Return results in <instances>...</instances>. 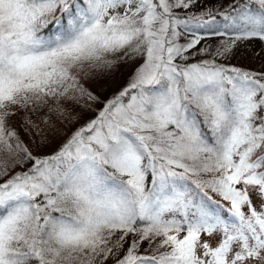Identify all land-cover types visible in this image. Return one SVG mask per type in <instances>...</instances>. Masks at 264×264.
<instances>
[{
  "label": "snow or ice",
  "instance_id": "6c2138e0",
  "mask_svg": "<svg viewBox=\"0 0 264 264\" xmlns=\"http://www.w3.org/2000/svg\"><path fill=\"white\" fill-rule=\"evenodd\" d=\"M194 3L0 0V264H264V72L188 62ZM221 15L214 57L264 42V0Z\"/></svg>",
  "mask_w": 264,
  "mask_h": 264
},
{
  "label": "rangeland",
  "instance_id": "374dc122",
  "mask_svg": "<svg viewBox=\"0 0 264 264\" xmlns=\"http://www.w3.org/2000/svg\"><path fill=\"white\" fill-rule=\"evenodd\" d=\"M231 0H195V3L188 9L183 10H176L178 12H184L183 15H187V17L192 16H202L207 13L206 11L209 10V7H214V4L219 3H229ZM192 13V14H191ZM189 15V16H188ZM227 22H224V24ZM194 24V23H193ZM219 28L217 30L223 31L224 25L220 22ZM191 29L201 33L205 36V39L201 41V44L197 46V48H207L206 45H218L223 44L224 37L212 35L210 32H206V26L203 28H197L196 25L188 26L187 29H183L182 35L179 39L180 43H185L190 40L194 33H191ZM182 30V28H181ZM214 30V31H217ZM55 31V28H51V32ZM195 33V34H199ZM184 41V42H183ZM222 46V45H221ZM193 55L189 56V61L198 62L201 59H207L208 57L202 56L200 53H197L196 50H192ZM211 54V53H210ZM213 55V54H211ZM210 58H215L217 62L223 61L222 64L225 63L227 66H235L238 68H242L244 70L256 71V72H264V42H260L258 40L252 41H240L237 42L236 46L232 49L231 53L227 57H214L211 56ZM184 63V62H183ZM229 64V65H228ZM95 74L99 76L100 80H104L103 73L110 72L111 70L106 69H96L94 70ZM131 77V70L120 67L114 74V78L109 80L107 83H104L102 87L100 86H93L91 84H87L86 87L89 88L90 91H93L94 94L98 95L100 98L101 103H96L93 101H89L86 98H81L79 104L85 108L86 111L90 110V113L94 115L96 112L101 109L103 106V102L107 99L111 94L115 93L119 89L122 88L123 83H127L129 78ZM32 115V114H29ZM33 118H35L33 116ZM23 122L24 116L18 115L14 117L11 122L10 126L17 129L20 133L22 141L25 143L28 142V133L23 130ZM83 121L80 120L77 124L72 125V128L79 126ZM71 130V129H70ZM249 196L253 201V205L260 210L262 206H260L258 201L260 197L256 194L255 191L249 192ZM257 204V205H256ZM203 239V237H202ZM146 247V245H145ZM141 251H144V247L141 248Z\"/></svg>",
  "mask_w": 264,
  "mask_h": 264
},
{
  "label": "trees",
  "instance_id": "16d2710c",
  "mask_svg": "<svg viewBox=\"0 0 264 264\" xmlns=\"http://www.w3.org/2000/svg\"><path fill=\"white\" fill-rule=\"evenodd\" d=\"M246 2V0H231V2H229V3H219V4H214L215 6L214 7H209V10H207L206 12V14H205V12H204V15H202V16H204L205 17V19H209L210 17L208 16V13H211L213 16H215V20H214V22L212 23V25L209 27V26H206V32H210V33H212V32H214V30H217L219 27V25H220V22H222V24L223 25H225L224 24V22H226L225 20H224V17L221 15V13H225V12H229L231 15H233V16H235L236 14H237V11H239V10H243V4ZM233 3H235L236 5H238L236 8H235V10H233V9H230L229 8V4H233ZM183 13L184 12H178L177 13V15L179 16V17H181L182 19H186V18H189V17H187V15L185 14V15H183ZM192 14V13H191ZM189 16V15H188ZM191 25H194V24H189L188 26H191ZM51 28H52V26L50 25L49 26V28L48 29H45L44 30V33H42V34H45V35H48V34H51L52 32H51ZM181 30V29H180ZM182 32H183V28H182V30H181ZM191 33H199V32H196V31H194V30H192L191 29ZM199 34H201V33H199ZM224 41V40H223ZM184 42V41H183ZM222 45V44H221ZM221 45L220 44H218V45H206V47H207V49H209V52L211 53V54H213V55H211V56H214V53H215V50L217 49V48H220L221 47ZM211 56H205V57H208V58H210ZM199 62V61H198ZM181 63H183V61H181ZM190 63H194V61H191ZM217 63H219V64H222L223 63V61H221V62H217ZM225 67H232V66H227V65H225V63L223 64ZM229 65V64H228ZM242 69V68H241ZM244 70V69H243ZM127 83H123L121 86H122V88L126 85ZM120 90V89H119ZM118 90V91H119ZM118 91H116L115 93H113V94H111L107 99H105L104 100V102H106L107 100H109V99H111L114 95H116L117 94V92ZM102 108V107H101ZM100 110V109H99ZM83 121V120H82ZM83 123V122H82ZM81 123V124H82ZM25 142V141H24ZM17 170H19V169H17ZM257 204H259L260 206H262V200H261V198H260V200L258 201V203ZM256 204V205H257ZM143 252V251H142Z\"/></svg>",
  "mask_w": 264,
  "mask_h": 264
}]
</instances>
